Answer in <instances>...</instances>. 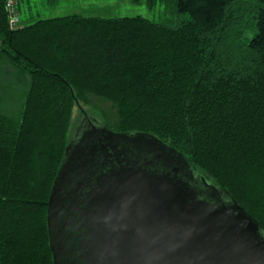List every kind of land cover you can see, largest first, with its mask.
<instances>
[{
  "label": "trees",
  "instance_id": "16d2710c",
  "mask_svg": "<svg viewBox=\"0 0 264 264\" xmlns=\"http://www.w3.org/2000/svg\"><path fill=\"white\" fill-rule=\"evenodd\" d=\"M6 2L0 80L23 98L0 85V264H55L49 196L86 114L175 147L264 230V0H175L190 15L175 26L73 13L17 29Z\"/></svg>",
  "mask_w": 264,
  "mask_h": 264
},
{
  "label": "water",
  "instance_id": "95a60500",
  "mask_svg": "<svg viewBox=\"0 0 264 264\" xmlns=\"http://www.w3.org/2000/svg\"><path fill=\"white\" fill-rule=\"evenodd\" d=\"M196 174L154 134L89 117L49 196L55 264H264L258 220Z\"/></svg>",
  "mask_w": 264,
  "mask_h": 264
},
{
  "label": "rangeland",
  "instance_id": "374dc122",
  "mask_svg": "<svg viewBox=\"0 0 264 264\" xmlns=\"http://www.w3.org/2000/svg\"><path fill=\"white\" fill-rule=\"evenodd\" d=\"M51 0H19L17 4L20 22L29 23L38 18L56 17L74 12H84L85 14H94L102 17L117 16H135L141 15L153 21L175 26L183 21L190 19V15L186 12L177 11L175 0H97V5H87L81 7H90L88 10H76L77 2L82 0H59L58 3L52 4ZM33 17V20H30ZM11 71L14 69L8 67ZM13 81H6L5 77L0 80V85L5 86L13 91ZM18 87V85H16ZM14 97L9 103H16L22 99V90L15 91ZM91 98V104H86L85 108L90 109L96 105L111 108V103L102 101L101 104L95 102L97 98ZM79 108H75V120L79 115Z\"/></svg>",
  "mask_w": 264,
  "mask_h": 264
},
{
  "label": "built area",
  "instance_id": "2783aa9c",
  "mask_svg": "<svg viewBox=\"0 0 264 264\" xmlns=\"http://www.w3.org/2000/svg\"><path fill=\"white\" fill-rule=\"evenodd\" d=\"M6 7L10 15V26L13 29L21 27L20 17L17 10V0H7Z\"/></svg>",
  "mask_w": 264,
  "mask_h": 264
},
{
  "label": "crops",
  "instance_id": "0c3cea01",
  "mask_svg": "<svg viewBox=\"0 0 264 264\" xmlns=\"http://www.w3.org/2000/svg\"><path fill=\"white\" fill-rule=\"evenodd\" d=\"M50 2L54 5V4L58 3L59 0H51ZM97 3H98L97 0H82L81 2H77L75 4V6H77L76 10H88V9H90V7H81V6H87V5H93V4L97 5ZM74 13H80V14H84V15H94V14H85L84 12H74ZM70 14H73V13H70ZM30 20H33V17ZM21 23L23 25L27 24V23H23V22H21Z\"/></svg>",
  "mask_w": 264,
  "mask_h": 264
},
{
  "label": "flooded vegetation",
  "instance_id": "af4514ba",
  "mask_svg": "<svg viewBox=\"0 0 264 264\" xmlns=\"http://www.w3.org/2000/svg\"><path fill=\"white\" fill-rule=\"evenodd\" d=\"M88 120H89V117H86L85 120H84V124L81 126V128H84V126L86 125Z\"/></svg>",
  "mask_w": 264,
  "mask_h": 264
}]
</instances>
